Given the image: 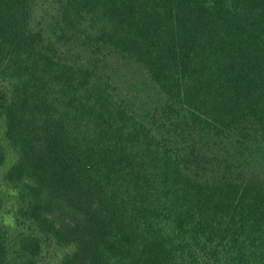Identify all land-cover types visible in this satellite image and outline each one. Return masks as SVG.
Wrapping results in <instances>:
<instances>
[{
    "label": "trees",
    "instance_id": "trees-1",
    "mask_svg": "<svg viewBox=\"0 0 264 264\" xmlns=\"http://www.w3.org/2000/svg\"><path fill=\"white\" fill-rule=\"evenodd\" d=\"M0 264H264V0H0Z\"/></svg>",
    "mask_w": 264,
    "mask_h": 264
}]
</instances>
